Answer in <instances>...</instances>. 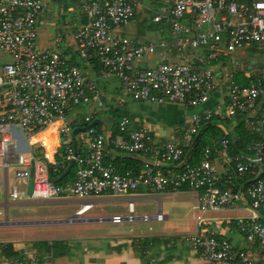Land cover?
Instances as JSON below:
<instances>
[{
	"label": "built area",
	"instance_id": "obj_1",
	"mask_svg": "<svg viewBox=\"0 0 264 264\" xmlns=\"http://www.w3.org/2000/svg\"><path fill=\"white\" fill-rule=\"evenodd\" d=\"M73 1L83 15V24L74 34L78 58L87 64L97 62L99 76L117 78L127 98L178 104L191 110L218 97L210 109L188 116L179 143H156L148 131L130 130L129 119L123 117L120 133L109 143L115 150L137 155L143 163L139 170L120 173L107 163V138L94 126L78 134L85 136L86 144L74 153L73 130L89 126L93 117L71 122L68 115L81 106L102 110L96 79L85 76L63 53L38 47V21L46 10L42 0H0V53L10 58L0 66V188L7 199L51 202L74 198L84 202L77 212L80 215L95 199L132 197L140 187L172 194L187 190L196 196L194 219L198 231L186 241L205 264H264V0H160L167 8L155 15L152 23L169 26L171 46L120 34L136 16L140 5L137 0ZM157 48L161 61L140 68V62L154 55ZM167 48L179 61L167 60ZM246 49L261 56L255 61L233 59L234 55L245 57ZM195 59L199 65L193 63ZM213 62L220 67H212ZM240 75L241 80L236 79ZM213 116L231 121L240 117L259 139L251 140L240 151H234L230 140L224 139L218 150L204 149L199 165L186 163L180 171L164 172L158 164L181 162L201 126ZM52 124L59 126L54 154L58 161L54 158L49 164L52 174H60L70 162L74 168L72 180L61 185L50 182L46 165L35 156L23 161L16 153L17 133L32 147L35 138ZM219 127L225 130L222 123ZM11 166L15 169L10 185ZM129 200L126 216L98 221L121 225L165 220L161 211L138 216L133 199ZM238 209L242 214L232 222L244 249L234 248L214 228L204 225V214ZM38 261L37 253H22L3 264Z\"/></svg>",
	"mask_w": 264,
	"mask_h": 264
},
{
	"label": "crops",
	"instance_id": "obj_2",
	"mask_svg": "<svg viewBox=\"0 0 264 264\" xmlns=\"http://www.w3.org/2000/svg\"><path fill=\"white\" fill-rule=\"evenodd\" d=\"M158 4L160 10L154 16L164 13L167 8L160 0ZM47 6L39 19L40 22L48 20L50 8ZM65 10L68 13L77 12L73 22L65 23L64 35L60 34L62 31L53 34L50 29H40L37 45L42 49L63 53L83 70L85 76L95 78L103 101L102 110H95L92 105L77 107L69 113L68 120L74 122L81 117L97 115L95 120L101 121L105 126L103 133L107 138L105 152L107 160L126 156L114 150L109 143L113 125L111 113L117 109L129 119L130 130H146L156 143H179L187 126L188 116L183 117V113L175 109L177 107H165L164 105L168 103L136 102L127 98L117 78L101 77L95 66L82 62L76 54L74 34L83 24V15L73 0L60 4L59 16H63ZM137 15L138 13L121 28V35L144 43L158 45L159 42H165L171 46L173 38L167 24L153 23L138 29L133 25ZM160 51L157 48L154 55L145 57L139 67L146 69L160 62ZM167 60L179 61L171 48L167 50ZM218 67L220 66H214ZM236 79L241 80V75L236 76ZM217 97L218 95L208 104L197 108V112L210 109L216 103ZM58 127V124L50 125L45 132L35 138V145L32 147H29L17 133L16 153L20 154L23 161H30L35 156V159L44 157L48 164H52L58 148L56 136ZM76 141L79 150L86 144V138L82 134L76 136ZM132 156L139 160L137 155ZM158 166L171 169L177 167L162 163ZM14 169L15 167L11 166L10 170L14 172ZM29 191L30 187L28 194ZM0 192L3 195L0 201V246L11 244L18 255L37 253L39 261L35 264H205L198 252L186 241L189 235L198 231L194 219L197 215L194 210L196 196L190 191L180 190L172 194L166 190L157 193L140 187L132 197L95 199L92 207L80 215H77V212L84 202L74 198L51 202H31L26 199L11 201L1 188ZM129 199H133L135 213L138 216L153 215L161 211L166 217L165 220L147 223L137 221L121 225L98 221L99 218L126 216ZM241 214L240 209L207 213L203 215L204 225L214 228L218 235L228 240L234 248L244 249L245 244L232 222L233 218ZM4 222L9 225L4 227ZM5 260L7 257L0 249V264Z\"/></svg>",
	"mask_w": 264,
	"mask_h": 264
},
{
	"label": "trees",
	"instance_id": "obj_3",
	"mask_svg": "<svg viewBox=\"0 0 264 264\" xmlns=\"http://www.w3.org/2000/svg\"><path fill=\"white\" fill-rule=\"evenodd\" d=\"M223 59V58H222ZM224 60V59H223ZM221 60V61H223ZM224 62V61H223ZM93 66H95L96 70H100V66L97 62H90ZM214 67L216 64L213 62L210 64ZM113 118V125H112V134L110 140L116 138V136L120 133L119 132V122L120 120L125 117L121 110L117 109L114 110L112 113ZM224 114H222V117ZM96 116H93V121L95 120ZM222 117L213 116L209 122L201 126L199 133L194 141V144L190 150L185 153V157L182 159L181 162L186 160L189 166H197L200 164L201 159L203 157V152L205 148H210L211 150H218L219 143L224 139L230 140V148L234 151L242 150L244 146L249 143L251 140H258L259 137L256 134H252L248 128L243 125V122L240 117H237L234 121L231 120H224ZM92 121V122H93ZM222 123L224 125V129L219 127V124ZM233 126V131L230 130L229 127ZM97 130L103 133L102 128L99 126H94ZM113 147L112 145H110ZM114 148V147H113ZM79 149V148H78ZM115 150V149H114ZM118 153L124 154L126 156H122L121 158H117L115 160H105L107 163L113 164L116 168H118L120 173H124L128 170H139L143 167V163L140 162L137 158L130 154L123 153L121 151L116 150ZM80 152V150H78ZM56 161H58V157L56 156ZM179 162L176 164L177 167L173 168L174 171H180L181 166ZM67 167L65 166V169ZM62 172L60 174H53L54 177H59L65 171L62 168ZM171 168H162L165 172L170 170ZM74 175V168L67 174V176L60 182L56 183L58 185L64 184L66 182H70ZM0 249L4 255H6L7 259L15 258L18 254L14 252L11 244H2Z\"/></svg>",
	"mask_w": 264,
	"mask_h": 264
},
{
	"label": "rangeland",
	"instance_id": "obj_4",
	"mask_svg": "<svg viewBox=\"0 0 264 264\" xmlns=\"http://www.w3.org/2000/svg\"><path fill=\"white\" fill-rule=\"evenodd\" d=\"M44 4H46L47 7L50 8V11L47 15L48 20H46V22L43 23V21L40 22V20L38 21L39 23V27L40 29L43 30H49L52 31V33L54 34L55 32L57 34H59L60 31H62L60 34L64 35V31H65V23H71L74 21V18L76 17V12H71L68 13L65 11H63V16H59L60 12V4H64L66 2H68L69 0H42ZM139 2V10H138V15H137V19L134 21L133 25L135 27H137L138 29H140L141 27H143L144 25H153L152 23V18L154 17V14L159 12V4H158V0H137ZM77 9V8H76ZM50 19V20H49ZM64 29V30H63ZM246 56H240V55H234L233 59L235 61L238 62H242L244 59H250V60H257L261 54H259L258 56H256V54L253 52V49H246ZM10 61L9 56H7L6 54H2L0 53V66L3 64H6ZM167 108H175L177 109L179 112H181L183 117L190 116V114L192 112H197L196 108H193L191 110H185L182 106L178 105V104H166L164 105ZM172 111V110H171ZM231 131H233V126L229 127ZM10 175V185L13 183V176H14V172L13 170H10L9 172ZM16 185H18V183H15ZM2 193L0 192V201L2 200ZM5 223V222H4ZM9 224L5 223V225H3L4 227H7ZM1 237V236H0ZM1 239V238H0Z\"/></svg>",
	"mask_w": 264,
	"mask_h": 264
},
{
	"label": "water",
	"instance_id": "obj_5",
	"mask_svg": "<svg viewBox=\"0 0 264 264\" xmlns=\"http://www.w3.org/2000/svg\"><path fill=\"white\" fill-rule=\"evenodd\" d=\"M194 64L198 65V61L197 60H194L193 61ZM93 126H99L102 128V131L105 132V126L104 124L99 121V120H94L92 122V124H90L89 126L87 127H84V128H76L73 130L72 132V140H73V150H74V153H76L77 151V141H76V136L79 134V133H85L89 128L93 127ZM38 161H41L43 162L46 167H47V170H48V177H49V180L50 182L52 183H58L60 181H62L66 176L67 174L71 171V169L73 168V162H70L67 166V168L65 169V171L62 173L61 176L59 177H54L53 174H52V171H51V167L49 166L48 162H47V159L44 158V157H40V158H37ZM186 160H184L182 162V164L180 165L181 167H183L185 164H186ZM33 168L30 170V178L33 177Z\"/></svg>",
	"mask_w": 264,
	"mask_h": 264
}]
</instances>
